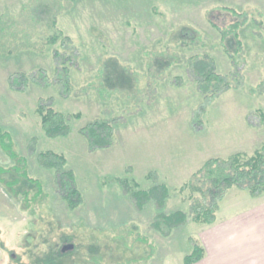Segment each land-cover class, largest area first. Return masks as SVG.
I'll return each instance as SVG.
<instances>
[{
    "label": "rangeland",
    "instance_id": "rangeland-1",
    "mask_svg": "<svg viewBox=\"0 0 264 264\" xmlns=\"http://www.w3.org/2000/svg\"><path fill=\"white\" fill-rule=\"evenodd\" d=\"M223 6L254 8L264 23V0H0V128L13 135L30 176L43 182L46 194L32 200L35 189L25 183L21 189L30 194L24 200L0 186V264H185L204 226L189 221L163 237L151 228L156 206L138 211L118 181L175 190L208 159L251 155L264 143V121L257 115L264 112V95L258 94L264 92V28L258 38L251 33L256 22L242 31L250 86L208 99L188 77L187 59L197 54L213 55L221 73L230 70L205 16ZM54 18L71 39L67 52L77 55L73 91L63 95L39 85L11 90V76L38 69L52 75L46 41ZM34 24L40 30H21ZM188 25L202 32L206 46L178 42ZM164 51L178 58L160 57ZM101 67L107 71L99 76ZM177 76L184 81H174ZM99 84L117 89L105 99ZM49 98L60 112L82 115L70 123L67 137L48 138L39 127L35 109ZM102 117L116 121L115 144L91 153L79 131ZM48 151L64 154L77 174L84 203L75 211L58 195L54 174L39 166L38 154ZM12 164L0 150V166ZM187 208L174 198L164 212ZM236 212L243 215L244 207ZM67 245L74 249L63 253Z\"/></svg>",
    "mask_w": 264,
    "mask_h": 264
},
{
    "label": "trees",
    "instance_id": "trees-1",
    "mask_svg": "<svg viewBox=\"0 0 264 264\" xmlns=\"http://www.w3.org/2000/svg\"><path fill=\"white\" fill-rule=\"evenodd\" d=\"M218 11L220 13H215ZM205 16L207 23L219 35V50L228 59L230 70L227 73H221L213 55L207 53L189 56L186 67L188 77L194 78L197 90L204 95V98L214 99L250 86L247 84L248 77H246L248 51L242 38V31L251 22H256L258 27L252 28L251 33L257 31L255 34L258 38L261 36V33L258 32L260 28H264V23L258 10L254 8L239 11L226 6L215 7L211 12L207 11ZM40 26L34 24V26L27 27L29 31L27 29L24 31L23 27L21 30L25 34H32L36 30H40L38 29ZM48 29L54 30L46 41L51 46L50 54L54 61L52 75L43 69H38L34 72L11 76L9 78L11 90L22 91L27 90L31 85H39L58 88L60 89L59 93L63 95H69L73 91L71 72L72 67L78 65V60L77 55L75 57L67 52L71 39L59 27L57 18L48 24ZM178 36V42L183 46H206L202 32L196 27L185 26L181 32H178ZM166 51L160 57L165 56L166 59L175 62L178 54L168 55ZM173 62L169 63L167 68L172 67ZM114 69L116 67L112 66L110 71ZM106 71L107 69L104 70L101 67L99 76ZM123 71L127 76H130L131 73L129 74L127 69ZM174 81H184V78L177 76ZM99 88L100 95L105 99L110 96L109 91L117 89L112 85L106 88L105 85H100ZM106 93H109L108 97L105 96ZM251 93L256 94L253 86ZM258 94H260L259 97H262L264 92H258ZM257 115L264 121L262 110H258ZM35 116L38 117L39 127L51 139L67 137L70 134V123L82 119L81 114L66 115L60 112L51 98L40 101L35 109ZM115 129L116 121L114 119L102 117L92 121L79 133L87 141L88 151L93 153L99 150H108L114 146ZM17 149L13 135L0 128V150L13 163L7 168L0 166V186L11 191L15 197L23 195L26 197L24 200H28L30 192L21 189L22 185L28 183L35 189L32 200L37 201L46 195L43 182L30 176L28 159L22 156ZM38 163L40 167L54 174L56 191L68 209L75 211L80 208L84 203V193L77 183V174L68 168L66 156L50 151L40 152ZM147 180L152 181V175H148ZM118 183L138 211H144L151 203L156 206L158 213L151 222V228L163 237L170 236L176 229L185 226L189 221L200 226H210L216 222L222 203L231 191L245 192L253 198L264 195V143L251 155L237 152L227 158L212 157L208 159L199 170L193 173L189 181L175 190L160 183H155L149 188H142L140 183L129 178L119 179ZM174 198L187 204V210L165 213L164 210L168 203ZM205 255L204 247L199 241H196L193 254L186 258L185 264H196L202 261Z\"/></svg>",
    "mask_w": 264,
    "mask_h": 264
},
{
    "label": "crops",
    "instance_id": "crops-1",
    "mask_svg": "<svg viewBox=\"0 0 264 264\" xmlns=\"http://www.w3.org/2000/svg\"><path fill=\"white\" fill-rule=\"evenodd\" d=\"M242 207L243 215L237 214ZM199 237L206 252L199 264H264V195L233 190L216 222L201 228Z\"/></svg>",
    "mask_w": 264,
    "mask_h": 264
},
{
    "label": "water",
    "instance_id": "water-1",
    "mask_svg": "<svg viewBox=\"0 0 264 264\" xmlns=\"http://www.w3.org/2000/svg\"><path fill=\"white\" fill-rule=\"evenodd\" d=\"M74 249V246H70V245H67L63 248V253L67 252V251H70V250H73Z\"/></svg>",
    "mask_w": 264,
    "mask_h": 264
}]
</instances>
